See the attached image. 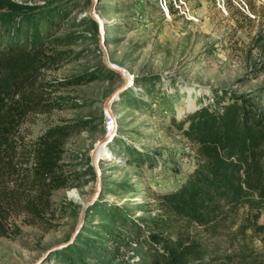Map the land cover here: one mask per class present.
Here are the masks:
<instances>
[{
	"label": "rangeland",
	"instance_id": "obj_1",
	"mask_svg": "<svg viewBox=\"0 0 264 264\" xmlns=\"http://www.w3.org/2000/svg\"><path fill=\"white\" fill-rule=\"evenodd\" d=\"M94 1L0 0L1 45L40 36L61 54L44 76L62 107L28 118L20 131L26 150L51 128L68 131V184L53 193V215L35 224L12 218L20 234L0 238V264H140L141 236L159 215L152 193L176 189L194 169L178 124L234 94L264 113V0H97L102 24L90 17ZM102 46L127 82L105 65ZM78 78L84 83L67 85ZM28 151L20 163L30 169ZM122 224L133 248L116 253L108 230ZM253 247L264 254L259 241Z\"/></svg>",
	"mask_w": 264,
	"mask_h": 264
},
{
	"label": "trees",
	"instance_id": "obj_2",
	"mask_svg": "<svg viewBox=\"0 0 264 264\" xmlns=\"http://www.w3.org/2000/svg\"><path fill=\"white\" fill-rule=\"evenodd\" d=\"M6 7L0 2V11ZM53 42L40 36L23 44L0 41V238L20 234L15 216L46 222L53 193L68 184L62 166L68 131L49 129L30 151L20 134L31 115L62 107L44 76L61 58ZM178 127L194 153V169L176 189L152 193L159 215L141 236L140 264H264L253 247L257 241L264 246V113L234 94L197 109ZM27 151L30 169L20 163ZM120 228L127 227L108 230L116 253L133 248ZM224 242L233 250L222 251Z\"/></svg>",
	"mask_w": 264,
	"mask_h": 264
},
{
	"label": "water",
	"instance_id": "obj_3",
	"mask_svg": "<svg viewBox=\"0 0 264 264\" xmlns=\"http://www.w3.org/2000/svg\"><path fill=\"white\" fill-rule=\"evenodd\" d=\"M96 3H97V0H95L94 2H93V4H92V6H91V9H90V17L94 20V21H96V19L93 17V13L95 12L94 11V8H95V5H96ZM107 58H108V55L106 54H104V63H105V65L109 68V69H111L112 71H114L115 73H117V74H120L121 75V73H120V70H118L117 68H115L113 65H110V64H108L106 61H107ZM122 77V76H121ZM123 78V77H122ZM124 80H126V82H127V79H125V78H123ZM123 88L121 87V88H119L118 90H116L115 92H114V97H113V99L116 97V96H118V94L120 93V91L122 90ZM108 108H110V100L106 103V105H105V109L107 110ZM110 140V138H109V136H107V138L105 139V140H103L101 143L103 144V145H106V143H108V141ZM91 203V200L90 201H85V202H83V205H84V207H83V211H85V209H86V206L88 205V204H90ZM62 245H60V246H57V247H54V248H51V249H49L44 255H43V257H42V259L43 258H45L49 253H51L54 249H56V248H59V247H61Z\"/></svg>",
	"mask_w": 264,
	"mask_h": 264
},
{
	"label": "bare ground",
	"instance_id": "obj_4",
	"mask_svg": "<svg viewBox=\"0 0 264 264\" xmlns=\"http://www.w3.org/2000/svg\"><path fill=\"white\" fill-rule=\"evenodd\" d=\"M93 17L96 19V22H98L99 24H102V22L104 21V19H100L97 15H95L94 13H93ZM102 50H103V53L106 55L107 53H108V48L106 47V46H102ZM108 55V54H107ZM108 61V60H107ZM120 70V73L121 74H123L125 77H126V79H130V76H129V74L125 71V70H123V69H119ZM113 97H114V95H113ZM113 97L111 98V99H113ZM110 99V100H111ZM107 111L110 113H112V111H111V109L110 108H108L107 109ZM104 145L101 143L100 144V147H103ZM94 162L96 163L97 161H95V158H94ZM71 196H73V197H75V198H77V199H81L80 197H79V195L76 193V192H73L72 193V195Z\"/></svg>",
	"mask_w": 264,
	"mask_h": 264
},
{
	"label": "built area",
	"instance_id": "obj_5",
	"mask_svg": "<svg viewBox=\"0 0 264 264\" xmlns=\"http://www.w3.org/2000/svg\"><path fill=\"white\" fill-rule=\"evenodd\" d=\"M106 118H107V125H108V128H110L111 125H113L114 123V118H113V114L110 112H106Z\"/></svg>",
	"mask_w": 264,
	"mask_h": 264
}]
</instances>
